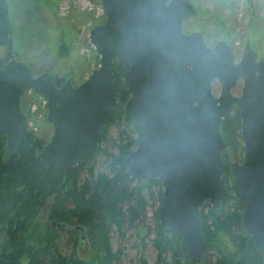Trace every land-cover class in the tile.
I'll return each instance as SVG.
<instances>
[{
    "label": "water",
    "instance_id": "95a60500",
    "mask_svg": "<svg viewBox=\"0 0 264 264\" xmlns=\"http://www.w3.org/2000/svg\"><path fill=\"white\" fill-rule=\"evenodd\" d=\"M106 21L90 30L99 67L78 85L69 77L61 86L53 70L35 76L30 66L0 57V134L6 153L23 142L27 116L21 98L28 87L46 97V121L52 139L40 152L48 166H81L99 151L101 136L113 112L126 109L141 126L143 138L128 155L133 180L157 178L163 185L161 224L178 231L189 260L200 262L208 242L200 211L206 202L218 209L227 190L222 121L235 105L242 116L244 158L232 166L246 199L245 229L264 252V57L249 46L236 62L232 46L220 39L210 47L201 31H184L196 14L192 0H101ZM10 8L0 0V45L10 43ZM129 68L123 77L134 89L122 103L113 76L115 61ZM258 72V73H257ZM244 79L240 95L232 89ZM221 91L216 95L213 84Z\"/></svg>",
    "mask_w": 264,
    "mask_h": 264
},
{
    "label": "trees",
    "instance_id": "16d2710c",
    "mask_svg": "<svg viewBox=\"0 0 264 264\" xmlns=\"http://www.w3.org/2000/svg\"><path fill=\"white\" fill-rule=\"evenodd\" d=\"M128 68L124 61L116 60L113 65L116 89L123 104L134 89L123 77ZM117 119L125 120L119 139L114 141L119 152L111 153L100 143L96 155L87 157L81 166L68 168L44 165L39 156L46 144L39 143L27 129L19 150L13 154L5 153L6 134H0V264H121L123 249L114 251L110 241L114 226L122 234L133 225L142 230L146 207L155 197L159 205L154 210V225L147 228L156 233L153 239L158 247L156 264H264V252L255 246L244 227L242 211L246 199L232 174L233 163L244 155L239 113L222 124L227 144L223 153L226 162L223 181L228 184L232 179L228 185L235 191L236 203H232L229 215L223 214V207L230 201L228 195L220 208L214 209L206 202L201 209L202 230L208 247L200 262L189 260L182 235L159 221L162 183L157 178L146 177L138 183L129 174L127 157L143 135L141 126L126 109L112 113L101 141L107 138L111 123ZM130 126L135 128L136 137L130 134ZM101 153L108 158L109 174L95 172L94 162ZM89 164L90 178L80 183V171ZM220 233L231 238L232 247L228 249L224 245ZM65 234L74 245L88 241L93 249L92 260L78 256L75 249L63 254L59 243ZM141 238L144 244L145 237ZM140 264L148 262L142 258Z\"/></svg>",
    "mask_w": 264,
    "mask_h": 264
},
{
    "label": "rangeland",
    "instance_id": "374dc122",
    "mask_svg": "<svg viewBox=\"0 0 264 264\" xmlns=\"http://www.w3.org/2000/svg\"><path fill=\"white\" fill-rule=\"evenodd\" d=\"M6 1L11 7V41L8 48L0 51L1 55H6L4 60L11 56L24 60L35 76L46 69H51L56 75V83L60 80L59 84L72 77L75 85H78L99 67L100 57L90 42L89 33L93 27L106 21L101 0ZM192 1L197 10L195 16L184 23L185 32L201 31L210 47L220 39L228 41L236 59L241 58L247 44L257 52L258 56L264 57V0ZM213 91L216 95L221 91V83L218 80L213 84ZM232 92L237 94L239 86L233 88ZM21 104L27 116L26 129L38 139L39 143L47 145L54 135V127L46 121L48 114L46 97L37 94L34 87H29L21 98ZM124 127V119H117L111 123L109 134L100 142L101 146L117 154L119 150L114 141L119 139L120 128ZM129 128L132 137H136L135 128L133 126ZM243 158L242 154L240 160L236 162H242ZM94 168L95 172L111 173L105 154L98 155ZM88 178H90V164L80 171L79 182L83 183ZM229 183H232L231 178ZM228 184L225 185L226 196L230 197V201L223 207L224 215H229L232 203L234 205L236 203L235 191ZM157 189L158 187L155 188V196ZM158 205L157 197L149 200L145 210V226L142 230L140 226L133 225L122 234L114 226L110 241L114 251L123 249L121 264H140L142 258L147 260L148 264H156L158 247L153 242L156 233L147 226L154 225L153 214ZM206 211L209 213L208 209ZM210 228L213 230L215 226L212 225ZM142 236L145 237L144 244ZM219 237L225 241H223L224 245L228 249L232 247L231 238L226 233H220ZM59 248L63 254H70L75 249L78 256L86 261L92 260L93 249L88 241L80 245L77 242L74 245L69 235L65 234L61 237Z\"/></svg>",
    "mask_w": 264,
    "mask_h": 264
},
{
    "label": "flooded vegetation",
    "instance_id": "af4514ba",
    "mask_svg": "<svg viewBox=\"0 0 264 264\" xmlns=\"http://www.w3.org/2000/svg\"><path fill=\"white\" fill-rule=\"evenodd\" d=\"M6 1V0H5ZM8 4H9V2L8 1H6ZM9 8H10V12H11V7H10V4H9ZM10 16H11V14H10ZM9 28H10V19H9ZM187 33H189V32H187ZM10 41H11V32H10ZM10 44V43H9ZM9 44H7V45H0V51H1V49H4V48H8V46H9ZM6 55L4 54V55H1V53H0V57L2 58V66H4L10 59H12L13 57H16V56H11L9 59H7V60H4V57H5ZM17 58V57H16ZM261 57L260 56H258L257 57V59H260ZM17 59H19V58H17ZM240 59L241 58H239V59H236V62H239L240 61ZM20 60V59H19ZM22 61H24V60H22ZM25 62V61H24ZM127 70V69H126ZM258 73V72H257ZM62 85V84H61ZM61 85H59V86H61ZM239 86V92L236 94V93H234L235 95H240L241 93H242V90H243V87H244V79L243 78H241V79H239L238 80V82H237V84L235 85V87H238ZM234 87V88H235ZM29 88V87H28ZM27 88V89H28ZM25 93V92H24ZM24 95V94H23ZM22 95V96H23ZM21 108H22V111L24 112V110H23V107H22V104H21ZM239 113V115H240V119H241V122H242V116H241V114H240V112H238L237 111V109H236V106L235 105H233L232 106V110H231V115H230V119H231V116L234 114V113ZM25 113V112H24ZM229 119V120H230ZM228 120V121H229ZM225 122H227V121H222V124L223 123H225Z\"/></svg>",
    "mask_w": 264,
    "mask_h": 264
}]
</instances>
